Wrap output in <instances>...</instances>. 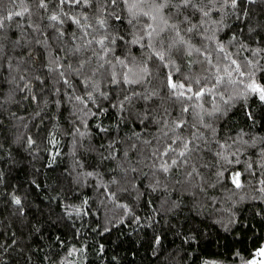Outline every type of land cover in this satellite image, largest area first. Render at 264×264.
<instances>
[{
	"label": "snow or ice",
	"instance_id": "snow-or-ice-1",
	"mask_svg": "<svg viewBox=\"0 0 264 264\" xmlns=\"http://www.w3.org/2000/svg\"><path fill=\"white\" fill-rule=\"evenodd\" d=\"M236 112L244 127L231 123ZM6 118L18 134L7 148L0 140V207L12 218L0 219V264H32L49 247L48 264H88L93 252L103 261L105 245L89 241L133 223L152 229L154 253L158 228L196 244L197 218L230 232L245 202L262 205L264 220V135L250 131L264 126V0H0V129ZM13 145L31 157L23 183L11 182ZM42 152L53 172L72 158L47 174L54 183L38 180ZM221 189L226 220L208 211L220 210L209 192ZM185 209L187 232L173 223ZM234 256L264 264V246Z\"/></svg>",
	"mask_w": 264,
	"mask_h": 264
},
{
	"label": "trees",
	"instance_id": "trees-1",
	"mask_svg": "<svg viewBox=\"0 0 264 264\" xmlns=\"http://www.w3.org/2000/svg\"><path fill=\"white\" fill-rule=\"evenodd\" d=\"M19 98V97H18ZM255 107V106H253ZM12 110L18 115L30 116L33 112V108L28 105L16 106L12 105ZM235 111V110H234ZM231 123L235 128L244 127L242 113L236 112L235 115L230 116ZM5 128L0 129V140H4L5 147H9L13 134H18L17 129L13 127V122L5 119ZM47 125V122H46ZM67 127V125H65ZM247 130V129H246ZM36 128L32 125L29 126L28 134L36 135ZM254 134L264 135V126H257L250 130ZM43 135V133H42ZM62 152H69V138L65 137L61 141ZM12 154L19 160L20 165L12 172V183L24 181L32 178V167L30 164L31 157L22 150L18 151L16 146H11ZM42 159L34 162L35 167L41 168L45 175L38 177V180H47L48 183H54V179L48 178L47 174H51V177H55L61 171L66 168H70L72 164V158L70 155H63L62 158H58V165L55 166V171L49 169H43V165L47 162V154L41 153ZM6 158V154H5ZM223 190H210L209 195L215 196L220 199V204L217 206L219 211L212 210L211 216L217 219L227 218L228 209L232 207L231 203L225 200L222 196ZM175 195V194H173ZM252 195V193H249ZM159 193L152 194L149 199H153L156 204H159ZM187 200V198H185ZM123 202L132 203L127 197ZM262 205L259 203L253 205L250 202H245L239 205L236 215L237 223L233 226L230 232H225L220 228L219 224L213 223L211 218L204 220L201 223L202 218H197L194 222L196 226L201 230L202 235L198 238L196 244H183L182 240L171 232H163L157 229V234L162 235V246L153 252L152 245L149 243L153 231L151 228L143 227L137 228L133 223L131 226L120 225L119 228H114L110 234L105 237H97L94 240H90V244H96L97 241L103 243L106 249L107 259L101 261L95 257L94 252L89 255L88 264H108L113 255L119 259V264H202L203 260H215L220 264H242V261L234 256V253L239 251L241 257L245 260L251 259L253 253H255L261 246H264V220L260 216L254 215L255 211H258ZM121 210L114 209V218H118ZM137 214L143 217L150 216V209L148 207L137 208ZM190 213L185 209L179 216L178 220H173L174 224L184 225L182 231L187 232L191 227L185 220V217ZM207 215V212L205 213ZM0 219L5 224H11L12 218L9 214V209L6 207H0ZM159 219V217H157ZM3 226H0L2 228ZM15 230V227H13ZM45 235H49L45 232ZM32 243L34 249L40 247V241L36 240ZM48 244V241H44ZM36 251L33 256L32 264H48L47 261H43L41 258L47 251ZM10 264H25L23 259L17 258L15 255L9 257Z\"/></svg>",
	"mask_w": 264,
	"mask_h": 264
}]
</instances>
